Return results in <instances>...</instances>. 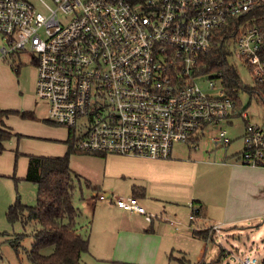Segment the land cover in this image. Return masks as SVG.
I'll return each mask as SVG.
<instances>
[{"label": "built area", "instance_id": "built-area-1", "mask_svg": "<svg viewBox=\"0 0 264 264\" xmlns=\"http://www.w3.org/2000/svg\"><path fill=\"white\" fill-rule=\"evenodd\" d=\"M39 1L45 10L30 0H0L1 56L32 53L37 96L46 101L50 121L74 127L80 150L168 159L177 143L198 148L199 129L239 115L249 119L226 89L223 69L198 72L196 64L220 45V27L264 0ZM250 22L240 26L234 53L264 84V28ZM208 76L209 91L197 82ZM243 140L241 162L264 165L262 128L247 121ZM211 141L220 148L232 143L225 128ZM116 203L154 217L134 196ZM191 207L194 221L199 206ZM208 230L207 241L222 239V224ZM221 249L238 264L259 263L253 254L240 258Z\"/></svg>", "mask_w": 264, "mask_h": 264}, {"label": "rangeland", "instance_id": "rangeland-1", "mask_svg": "<svg viewBox=\"0 0 264 264\" xmlns=\"http://www.w3.org/2000/svg\"><path fill=\"white\" fill-rule=\"evenodd\" d=\"M30 1L39 9L45 10L39 0ZM46 2L54 5L52 0H46ZM3 45L4 39L0 34V48ZM32 59L33 56L30 52L2 58L0 51V108L17 110L20 113L28 110L34 111L33 118H23L17 112L5 117V123L11 126L13 131L7 125L4 128L15 134L4 141L3 148L0 147V264H32L28 259L27 252L31 250L36 242L31 233L39 225L32 221L25 226L21 221L12 223L8 219L9 208L18 199L29 206H35L38 202L37 185L25 179L28 168V157L26 155L60 156L64 155L67 150L61 140L67 138L68 129L63 125L48 121V105L46 101L37 96V67ZM228 61L230 65H236L243 85L254 86L255 83L249 67L235 55L234 51L229 55ZM197 82L209 91V76L199 79ZM216 85H219L218 82ZM238 93L246 107V112L249 114V119L239 115L232 118L235 126H231L228 121H224L221 125L207 126L205 131L200 129L195 131V136L204 133L198 151L200 155L208 151H211V154L220 151L221 159H225L226 150L210 142L211 137L219 134L221 127L227 129L229 137L233 140L243 132L247 121L260 126L264 131V105L259 102L256 95H252L248 91L240 90ZM85 122L86 118L84 117L78 120L76 126L78 134L80 130H84L81 125ZM16 134H20V136ZM186 147L187 145L183 147L177 144L174 149L176 152L187 153L182 157L184 160H188L189 157L193 161L201 159V156L195 155V152L190 156ZM240 147V141L233 143L228 149L227 155L233 158L232 153ZM104 159L86 152H78L71 156V168L80 175V178L75 180L74 200L76 207L81 212L77 220L78 225L79 227L86 225L82 230V234L85 236H90L92 221L91 216H85L82 219L84 215L82 212L87 203L85 201L89 200L92 195L99 193V189L104 191L108 188L111 190L110 192H115V194L120 190H124L120 181L109 176L106 179L104 178ZM88 181L91 183V187H89ZM189 219H186L187 223H185L187 228L185 224H182V226L173 225V253L171 256L169 253L166 264H182L180 260L182 258H185L188 264H238L236 260L230 257L219 258L221 248L232 251L240 258L245 254H253L259 259L258 264H264V218L255 226L241 223L238 226L226 228L221 232L222 239L219 240V237L216 236L212 242H206L205 237L196 235L194 230H202L203 228L195 223L191 225ZM209 228L203 230L209 231ZM20 233H26L27 235L21 241L20 253L17 254L9 240ZM152 249L153 243L146 242V244L137 247L135 251L149 253ZM218 258L220 262L217 261ZM120 261L129 264H147V261L131 257L123 258ZM81 264L120 263L97 261L90 254H84Z\"/></svg>", "mask_w": 264, "mask_h": 264}, {"label": "crops", "instance_id": "crops-1", "mask_svg": "<svg viewBox=\"0 0 264 264\" xmlns=\"http://www.w3.org/2000/svg\"><path fill=\"white\" fill-rule=\"evenodd\" d=\"M225 121L235 126L232 118ZM246 124L243 132L232 139L229 146L222 148L226 150L224 160L221 159L220 151L214 154L211 151L201 155L198 153L204 135L198 139V148H192L191 144L177 143L183 147L187 145L190 156L193 152L201 156L196 161L191 157L184 160L182 157L187 153L176 152L175 149L168 159L92 154L105 158L104 178L109 176L120 181L124 190L115 194L108 188L104 191L99 189V193L85 201L87 203L82 219L91 216L92 221L89 251L82 254L81 263L83 255L90 254L97 261L124 264L120 260L131 257L147 261V264H166L169 253L170 256L173 253V225L182 226L187 223L186 219H189V212L192 211L191 204L202 206L203 215L191 221V224L195 223L203 229L214 224H222L223 229H228L241 223L250 226L260 223L264 218V165H246L240 160ZM6 125L13 131L11 126ZM66 139L61 141L68 149L64 142ZM239 141L241 147L232 153L233 158L229 157L228 149ZM210 142L214 144L211 138ZM134 186L145 189L138 201L154 216L151 220L141 213L117 205L118 198L133 196ZM101 193L105 199L99 198ZM85 227L78 225L79 232L82 233ZM146 242L153 243L149 253L135 251ZM182 259V264H188L185 258Z\"/></svg>", "mask_w": 264, "mask_h": 264}, {"label": "trees", "instance_id": "trees-1", "mask_svg": "<svg viewBox=\"0 0 264 264\" xmlns=\"http://www.w3.org/2000/svg\"><path fill=\"white\" fill-rule=\"evenodd\" d=\"M133 1L143 2L144 0ZM239 20L240 22H238ZM247 20H251L248 26L264 28V3L256 5L241 19L234 18L231 25L220 27L217 32L221 41L220 45L208 54H201L196 64L198 72L223 69L224 85L237 100V108L240 113L246 110L239 97L238 91L240 90L256 95L259 102L264 105V84L254 80L255 84L252 87L243 85L236 65L228 64L229 55L234 51V45L240 32V26ZM15 112L20 113L17 110L0 108L1 148H3V142L15 134L4 128L6 125L4 117ZM20 114L23 118L34 117V111H23ZM16 135L20 136V134ZM64 142L68 145L64 155L27 154L28 168L25 179L37 185L38 202L35 206H29L18 199L8 211V219L12 223L21 221L27 226L34 221L35 224L39 225L31 233L36 242L27 252L28 259L32 264H80L82 254L89 251V236L83 235L78 230L77 220L81 212L76 207L74 200L75 180L79 179L80 175L71 168V156L78 152H84L77 146L78 138L74 127L69 128L68 137ZM88 184L91 187V183ZM132 191L133 196L139 199V196L144 195L145 189L134 186ZM198 208L197 217L204 213L201 205ZM196 231V234L205 237L206 242L214 240L211 237L210 241H207L209 238L208 231ZM26 235V233H20L9 240L17 254L20 253L21 241ZM222 251V249L219 251V258L224 257ZM219 258L217 259L218 262H220Z\"/></svg>", "mask_w": 264, "mask_h": 264}, {"label": "water", "instance_id": "water-1", "mask_svg": "<svg viewBox=\"0 0 264 264\" xmlns=\"http://www.w3.org/2000/svg\"><path fill=\"white\" fill-rule=\"evenodd\" d=\"M229 264V263H228Z\"/></svg>", "mask_w": 264, "mask_h": 264}]
</instances>
